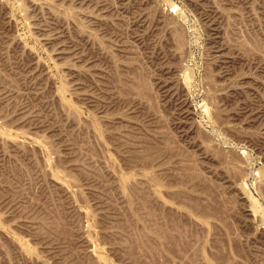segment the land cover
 <instances>
[{
    "label": "rangeland",
    "instance_id": "obj_1",
    "mask_svg": "<svg viewBox=\"0 0 264 264\" xmlns=\"http://www.w3.org/2000/svg\"><path fill=\"white\" fill-rule=\"evenodd\" d=\"M0 264H264V0H0Z\"/></svg>",
    "mask_w": 264,
    "mask_h": 264
},
{
    "label": "bare ground",
    "instance_id": "obj_2",
    "mask_svg": "<svg viewBox=\"0 0 264 264\" xmlns=\"http://www.w3.org/2000/svg\"><path fill=\"white\" fill-rule=\"evenodd\" d=\"M187 71V70H186ZM186 76V75H185ZM189 78V77H187ZM189 83V82H188ZM242 185V184H241ZM244 186V192L246 197H248L249 199H254V196L252 194V192L250 191V189L247 187V185H243ZM243 190V189H242Z\"/></svg>",
    "mask_w": 264,
    "mask_h": 264
}]
</instances>
